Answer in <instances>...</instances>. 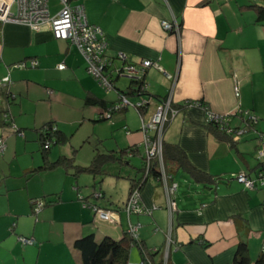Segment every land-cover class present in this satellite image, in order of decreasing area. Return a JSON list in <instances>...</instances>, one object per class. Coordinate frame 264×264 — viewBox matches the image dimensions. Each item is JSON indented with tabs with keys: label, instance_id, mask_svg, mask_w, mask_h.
I'll return each mask as SVG.
<instances>
[{
	"label": "crops",
	"instance_id": "1",
	"mask_svg": "<svg viewBox=\"0 0 264 264\" xmlns=\"http://www.w3.org/2000/svg\"><path fill=\"white\" fill-rule=\"evenodd\" d=\"M53 1L51 13L60 7L59 0ZM80 2L86 20L101 28L107 41L105 54L113 67L138 65L143 59L156 62L158 66L145 69V95L127 97L149 99L146 117L161 98L180 105L162 139L177 144L190 165L218 181L196 182L186 170L178 169L169 180L176 184L175 208L170 212L163 186L149 178L140 190V201L149 212L127 214L122 209L130 187L126 176L141 175L143 144L142 133L131 134L125 125L124 144L103 150L97 138L85 161L83 157L74 161L76 143L85 137L68 138L60 146L51 145L46 153L48 161L73 157L74 164L86 166L95 147L106 152L136 144L130 164L113 162L116 168L91 175L97 182L104 176L127 180L121 203L110 193L107 197L101 186L97 194L89 193L80 174L74 176L62 167L29 172L43 161L42 125L51 121L62 132L64 125L71 128L74 123L93 129L105 119H98L102 107L85 104V96L98 97L109 106L118 101L119 90L134 89L136 84L114 75L113 88L102 89L74 45L55 39L44 28L4 22L0 24V80L7 77L8 81L0 86V135L6 144L0 155V264H80L76 239L93 234L96 242L104 236L118 240L129 222L140 223L137 239L149 249L159 248L155 258H163L164 264H232L239 239L246 241L252 261L264 246V178L255 189H244L233 177L242 171L254 174L256 131H264V20L256 21L249 7L264 5L255 0ZM161 21L176 25L177 30L163 29ZM117 53L125 58H116ZM30 59L37 63L30 65ZM19 62L25 66H15ZM60 63L62 69L57 67ZM127 108L112 112L110 118L124 117ZM243 110L256 116L257 122L251 125L238 115ZM207 111L231 113L230 124H248L247 130L236 141L219 129L216 134L207 127ZM134 157L140 161L138 167L131 163ZM42 197L54 202L34 212L30 199ZM84 203L116 211L118 223L99 218ZM238 225H245L247 234L238 231ZM19 235L34 242L22 244ZM126 264H142L135 245L128 249Z\"/></svg>",
	"mask_w": 264,
	"mask_h": 264
},
{
	"label": "built area",
	"instance_id": "2",
	"mask_svg": "<svg viewBox=\"0 0 264 264\" xmlns=\"http://www.w3.org/2000/svg\"><path fill=\"white\" fill-rule=\"evenodd\" d=\"M60 7L55 13L49 10L48 0H0V24L4 22H17L30 26L33 29H47L51 32L55 39L66 40L74 45L83 55L86 61L87 72L98 82L105 90L113 88V76H125L128 78H138L144 75L145 69L149 66H158L156 62L149 59L141 60L138 65L125 63L120 67H113L112 59L105 54L107 41L103 35L101 28L95 24H91L86 20L83 6L80 0H59ZM15 6L16 10L12 11L11 7ZM161 26L165 30H169L176 25L169 22L161 21ZM116 58L124 59V55L117 53ZM37 62L30 59V65H35ZM17 67H24L25 62L16 63ZM59 69L64 67L60 63L57 66ZM168 78L170 75L165 74ZM8 78L0 80V86L5 84ZM144 87V86H143ZM51 91L49 90V93ZM235 96H238V91L235 89ZM150 101L148 98L139 97L135 100H130L127 96H122L107 110H102L99 116L109 118L111 112L117 111L122 107L132 106L135 109H147ZM176 110L171 107L170 98H165L157 101L153 105V110L146 117V112H137L140 116V127L142 133L143 144V159L147 162L150 158L156 157L159 161V170L163 190L166 198V206L168 211L175 208V202L172 199L176 184L169 182L172 178L170 174H166L161 161V138L162 126L168 117H173ZM207 122L214 121L218 124V129L230 135L233 140H238L240 135L247 130L248 124L242 127L232 126L230 124L231 113H213L207 111ZM238 115L246 118V121L253 125L258 118L248 111H240ZM14 130L15 128L12 127ZM126 133L128 131L126 130ZM5 139L0 135V155L5 149ZM128 155H132L131 152ZM256 160L261 163L254 174L242 171L234 176V179L240 183L244 189H255L257 185L262 184L264 178V131H256ZM94 194V193H93ZM97 194V193H96ZM82 199V197H80ZM83 200V199H82ZM33 211L38 212L43 201L40 199L33 200ZM90 207L94 213L101 219L110 223H118V214L116 211L104 210L96 205L83 204ZM122 209L129 215L145 214L149 209L140 201V193L136 188H133L126 197ZM139 222H129L126 228V233L137 238ZM18 240L22 244L30 245L34 242L33 238L19 235ZM169 239V238H168ZM264 251V246L262 248ZM166 256V255H165Z\"/></svg>",
	"mask_w": 264,
	"mask_h": 264
},
{
	"label": "trees",
	"instance_id": "3",
	"mask_svg": "<svg viewBox=\"0 0 264 264\" xmlns=\"http://www.w3.org/2000/svg\"><path fill=\"white\" fill-rule=\"evenodd\" d=\"M255 11L256 14V21H263L264 20V6L253 4L249 5ZM113 80V79H112ZM130 82L135 83L136 87L134 89L128 91H118V99L122 96L127 95H145V88L143 76L138 78H130ZM114 86V85H113ZM159 99V98H158ZM159 99V101H161ZM117 102V101H116ZM200 104L202 101H198ZM85 104H96L102 107V110H107L111 107L114 103L112 102L109 106L105 105V102L95 96L86 95L84 99ZM186 103V102H185ZM185 105V104H184ZM183 105V106H184ZM176 111L180 109V105L174 104L171 105ZM176 107V108H175ZM127 107H122L121 109H126ZM120 109V110H121ZM145 108H137V112L145 113ZM112 114V112H111ZM110 114V117H111ZM107 118V119H110ZM171 116L167 118V120L163 123L162 126V133L171 120ZM98 119H102V116H98ZM207 127L210 131L220 134L218 131V124L214 121H210L207 123ZM39 141L40 147L42 151V164L29 172H33L35 170H52L58 166L62 167L65 171H71L72 175L77 176L80 173L86 172L93 176L95 175H103L104 174V166L108 163H127L130 164V156L133 155L135 151H137V145L131 144L125 147H122L118 150H108L106 152L99 151L96 147L94 148V152L92 158L90 159L88 165L81 166L76 165L73 162V157H64L60 156L54 161H48L46 159V153L48 148L51 145L65 143L69 136L56 128L53 123L46 122L42 127L39 128ZM131 152L132 155H128ZM141 167L139 168L142 170V173L139 177L134 178L130 176H126L127 179L130 180V187L129 192L136 188L139 193L146 182L147 179L151 178L156 180L159 184L162 185L161 180V173L159 170V161L156 157L150 158L147 162L144 161L143 155ZM161 161L166 174H170L173 176L178 169L183 168L186 170L190 176L196 182L202 183H210L211 181L217 182L218 179H212L210 175L194 168L190 165L186 159V155L184 151L175 143L165 142L161 138ZM261 165L260 162H256L255 170ZM234 179V177H233ZM163 186V185H162ZM84 199V198H82ZM34 199H30V205L33 207ZM40 200L43 201V205L48 203L54 202V199H50L45 201L42 198ZM42 205V206H43ZM94 205V204H93ZM97 206V205H96ZM243 230L245 234H247V227L243 225H238V231ZM131 245H135L141 254V262L142 264H164L163 258H155V256L159 253L160 249L156 248L155 250L149 249L145 246L143 241L138 240L135 237H132L124 232V235L120 239H113L110 236H104L100 241L96 242L94 240L93 234H86L81 236L80 238L76 239L74 242L75 248L80 252L81 256V263L80 264H126L127 256H128V249ZM166 264H169V261H166ZM232 264H264V251L261 250L255 258L251 261L248 254V246L245 240L239 239L238 243L236 244L234 256L232 259Z\"/></svg>",
	"mask_w": 264,
	"mask_h": 264
},
{
	"label": "rangeland",
	"instance_id": "4",
	"mask_svg": "<svg viewBox=\"0 0 264 264\" xmlns=\"http://www.w3.org/2000/svg\"><path fill=\"white\" fill-rule=\"evenodd\" d=\"M257 3L264 5V0H255ZM50 6L53 10L54 1L50 0ZM12 11L16 10L15 6L11 7ZM95 82H97L95 80ZM103 89V88H102ZM120 116V115H119ZM115 115L113 118L105 119L101 122L96 123L93 129H90L89 126L80 127L77 123H74L71 128L68 125L63 126V131L69 136L70 139L77 138L78 140H82L85 137L84 141L80 143H76V152L74 154V161L77 163L76 159L85 158L90 154L91 145L94 144L97 138L101 139L99 143L100 149H111L116 145L124 144L125 140H127L128 134H126L123 125L127 126L131 129L130 133L141 132L140 127V116L137 113L136 109L132 106H128L124 117H119ZM61 128V127H60ZM62 129V128H61ZM138 129V130H135ZM87 136V137H86ZM80 144V145H79ZM58 146V145H56ZM60 146V144H59ZM55 147V146H54ZM255 153V152H254ZM77 155V158H76ZM256 157V153L254 154ZM131 163L138 167L140 161L137 157L132 158ZM118 164L108 163L104 166V169H113L116 168ZM62 170L60 166L54 168ZM85 183L87 187V191L91 194L96 193L99 190V187H103L105 189L106 196L108 197V193L113 196V200L115 202L121 203L122 198L126 195L127 190V180L124 178L114 179L115 177L104 176L105 178L101 182H97V179L93 180L91 174L83 172L78 176ZM92 183H95L94 186ZM101 184V185H100ZM93 198V196H91ZM97 201V200H96ZM156 244H159L157 242Z\"/></svg>",
	"mask_w": 264,
	"mask_h": 264
},
{
	"label": "water",
	"instance_id": "5",
	"mask_svg": "<svg viewBox=\"0 0 264 264\" xmlns=\"http://www.w3.org/2000/svg\"><path fill=\"white\" fill-rule=\"evenodd\" d=\"M102 111L99 112V114L101 113ZM102 119H106V117H103Z\"/></svg>",
	"mask_w": 264,
	"mask_h": 264
}]
</instances>
